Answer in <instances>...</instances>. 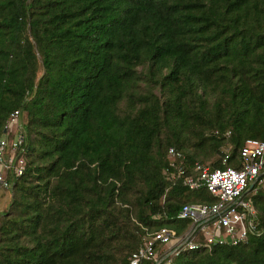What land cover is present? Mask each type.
Segmentation results:
<instances>
[{
	"label": "trees",
	"instance_id": "1",
	"mask_svg": "<svg viewBox=\"0 0 264 264\" xmlns=\"http://www.w3.org/2000/svg\"><path fill=\"white\" fill-rule=\"evenodd\" d=\"M14 110L0 264H130L145 232H183L178 209L215 200L165 176L169 146L189 171L239 167L244 140H264V0H0V138ZM254 188L244 240L158 264H264Z\"/></svg>",
	"mask_w": 264,
	"mask_h": 264
},
{
	"label": "built area",
	"instance_id": "2",
	"mask_svg": "<svg viewBox=\"0 0 264 264\" xmlns=\"http://www.w3.org/2000/svg\"><path fill=\"white\" fill-rule=\"evenodd\" d=\"M19 110H14L10 120H15ZM21 133L12 141L5 137L0 138V165L11 168L16 174L22 171V160L14 163L13 157H5V146L19 148ZM241 165L235 167L210 168L207 164L194 161L191 170L177 162L183 154L173 146L167 152L168 163L163 169L165 176L172 182L181 181L189 188L205 186L215 197L212 202H187L177 211V217L190 218L189 227L183 232L162 225L155 230L145 232L141 241L130 253V264H140L142 259L157 255L156 245L160 244L159 252L163 255L158 263L168 255L177 254L183 249H195L201 245L211 247L213 244H236L244 240L247 231L257 229L256 210L250 198L244 194L255 190L256 185H264V140L248 137L239 149ZM229 146L223 147L222 162L227 161ZM18 162V161H17ZM0 182H7L0 173ZM165 252V253H164Z\"/></svg>",
	"mask_w": 264,
	"mask_h": 264
},
{
	"label": "rangeland",
	"instance_id": "3",
	"mask_svg": "<svg viewBox=\"0 0 264 264\" xmlns=\"http://www.w3.org/2000/svg\"><path fill=\"white\" fill-rule=\"evenodd\" d=\"M21 122H22V117H20V113H19L18 117H16L15 120H11L9 122L6 131H4V133L1 135V137H5L7 139V141H9V142L12 141L19 133H21V130H22V128H21L22 123ZM6 149L9 150L8 148H6ZM15 151L16 150H14L12 148V150H9V153L7 156L14 158V154L16 153ZM19 162H20V160H18V162L16 164H19ZM4 167H6V166H4ZM4 167H1V165H0V173L2 176L5 177L6 170L9 169L10 167L6 168V169ZM10 198H11L10 185L8 183H7V185H5V183L0 182V210H4L7 208V204H8V201H10ZM167 262H169V261H167Z\"/></svg>",
	"mask_w": 264,
	"mask_h": 264
},
{
	"label": "water",
	"instance_id": "4",
	"mask_svg": "<svg viewBox=\"0 0 264 264\" xmlns=\"http://www.w3.org/2000/svg\"><path fill=\"white\" fill-rule=\"evenodd\" d=\"M6 130V127L4 128V131ZM159 261V260H158ZM158 261H156L154 264H158Z\"/></svg>",
	"mask_w": 264,
	"mask_h": 264
},
{
	"label": "clouds",
	"instance_id": "5",
	"mask_svg": "<svg viewBox=\"0 0 264 264\" xmlns=\"http://www.w3.org/2000/svg\"><path fill=\"white\" fill-rule=\"evenodd\" d=\"M6 129H7V127H6ZM6 131V130H5ZM23 138V135H22V133H21V139Z\"/></svg>",
	"mask_w": 264,
	"mask_h": 264
}]
</instances>
